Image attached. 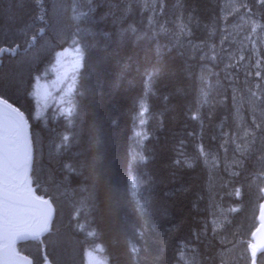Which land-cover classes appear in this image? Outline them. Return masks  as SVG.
Segmentation results:
<instances>
[{"label": "trees", "instance_id": "16d2710c", "mask_svg": "<svg viewBox=\"0 0 264 264\" xmlns=\"http://www.w3.org/2000/svg\"><path fill=\"white\" fill-rule=\"evenodd\" d=\"M45 1L0 0V30L12 33L3 37L0 32V47H16V53L7 54L0 64V96L28 120L31 179L36 192L49 196L54 206L50 231L41 242L19 244V250L33 264L41 263L42 248L51 264H83L82 253L93 249L100 250L105 264H248L247 253L237 261L235 251L238 242H248L256 223L262 194L255 174L261 173V158L259 151L251 155L237 138L247 129L255 131L249 118L262 110V99L251 93L264 95V27L253 33L251 22L264 25V6L254 0H57L70 9L60 19L47 16L50 0ZM140 6L150 12H140ZM74 9L87 14L67 23ZM30 23L38 24L21 38L24 43L33 36L38 42V30L52 33L50 24L58 38L65 36L61 45L52 43L51 50L42 53L41 61L44 58L50 66L57 52L70 49L81 58L70 118L57 107L38 111L34 84L47 68L30 80V59L19 56L25 46L11 37L21 36L18 32L28 30ZM223 25L231 28V36H224ZM224 43L232 48L229 59L218 55ZM240 56L244 63L259 61L246 84V70L235 66ZM261 119L255 123L264 125ZM64 136L70 138L67 143ZM256 136L257 146L252 148L264 152V132L256 131ZM259 136L263 141H257ZM237 188L239 198L233 194ZM129 194H135V200ZM81 201L88 206L77 215ZM142 203L143 214L137 206ZM231 208L238 209L230 212L233 226L231 219L223 224L221 218ZM214 221L222 225L219 232L213 231Z\"/></svg>", "mask_w": 264, "mask_h": 264}, {"label": "water", "instance_id": "95a60500", "mask_svg": "<svg viewBox=\"0 0 264 264\" xmlns=\"http://www.w3.org/2000/svg\"><path fill=\"white\" fill-rule=\"evenodd\" d=\"M0 99L4 100L1 97ZM8 104L13 108L19 109L10 102ZM7 112L8 109L3 104H0V118L6 117ZM19 112L22 113L24 122L22 139L19 145L21 159H23L24 152L27 151L29 160L28 164L22 168L19 176V199L21 203L18 208L16 220L13 223H8L0 215V264H33L28 255L18 250V244L27 240H41L49 232L54 216L53 206L49 198L37 194L34 186H32L30 172L33 159V147L30 128L23 112L21 110ZM44 201H47V203H44ZM262 204H264V195H262V201L257 210V224L250 233L252 242L248 244L249 264H251L250 245L257 249V264H262L258 262V256L264 252V209L261 208ZM45 224L46 228L41 230ZM19 231H26L28 234L22 238H18L16 233ZM42 257L43 262L41 264H44V249H42ZM47 260L48 264H51L48 258Z\"/></svg>", "mask_w": 264, "mask_h": 264}, {"label": "snow or ice", "instance_id": "6c2138e0", "mask_svg": "<svg viewBox=\"0 0 264 264\" xmlns=\"http://www.w3.org/2000/svg\"><path fill=\"white\" fill-rule=\"evenodd\" d=\"M254 3L259 6H264V0H254ZM241 7L247 8L246 4L241 5ZM249 14H252V10L247 9ZM75 12V9L73 10ZM85 13H79L73 16L74 20H80ZM43 19V16L40 17ZM252 32L255 33L257 28L264 27V25H260L257 21H252ZM43 31V29H41ZM35 40V36L32 37ZM74 44L77 45V51H80L79 45L77 41H73ZM5 51H9L8 49L0 48V53ZM243 60V57L240 58ZM259 63V61H257ZM256 77H260L261 73L257 71L255 73ZM251 95L256 98V100H260L261 97L257 95L256 92H252ZM0 104H3L8 112L6 117L0 118V215L4 217L6 222L13 223L16 220L17 212L19 205L21 203L19 199V176L21 170L24 166L28 164L29 156L27 151L24 152L23 159H21L20 154V141L22 139V133L24 128L23 115L19 112V109L13 108L8 104L7 100L0 99ZM69 106L65 109V114L67 117H72L74 113V108L71 105V101L68 102ZM143 111H147L145 108ZM143 115V112L141 113ZM197 117L193 116V119ZM143 123V121H141ZM253 125L255 131L252 129H247L243 133V138L246 141L245 148L247 150L248 143L254 144L257 137L256 131L261 130L262 125L259 123H255V118L253 119ZM248 137H251V141L247 140ZM68 136L63 137V141L67 143L69 141ZM201 153H203V148H201ZM233 175H238V173H233ZM264 177V172L260 174ZM259 192L264 195V187L259 188ZM237 198L241 196V191L239 188L235 189L233 193ZM47 203V201H44ZM88 205L81 201L80 208L77 209V215H79L80 211L85 209ZM141 213H144V206L138 205ZM261 208L264 209V204L261 205ZM228 211L236 212L237 208H231ZM226 219V217H225ZM213 231L215 232L217 228L221 227V224H217L215 221ZM46 228V224L42 226L41 230ZM28 234L26 231H19L16 233L18 238H22L24 235ZM34 234V233H33ZM251 249V264H257V249L253 248L250 245ZM44 264H48L47 257H44Z\"/></svg>", "mask_w": 264, "mask_h": 264}, {"label": "rangeland", "instance_id": "374dc122", "mask_svg": "<svg viewBox=\"0 0 264 264\" xmlns=\"http://www.w3.org/2000/svg\"><path fill=\"white\" fill-rule=\"evenodd\" d=\"M53 1L54 2L56 1L55 3H57L58 5L55 4ZM49 2L51 3V5H49ZM49 2L45 6L46 12H48L47 13L48 17L64 16V15H62V12H64V7L60 6L61 3L59 1H57V0L51 1L50 0ZM60 19H63V18L60 17ZM0 32L3 33V37H6V35H8V34H12V33H9L8 31H4L3 29H1ZM1 33H0V35H1ZM14 35H17V33H14ZM11 37H12V40L18 38V37L13 38V35ZM43 40L44 39L38 40V42H36V44H34L35 49L31 50V52H28L26 50V51H24V53H26L25 55H24V53L23 54L21 53L19 56L21 58L22 57H28V59H30V61H27L29 63L28 66H32L31 69L34 70L32 72V75H30V80L33 77H36V76H34L36 71L43 69V67L47 68V71L45 72V74H43L44 77L41 79H37L35 81V84H34V98L36 100L38 111L42 112L48 107H57L59 109H66L69 105L68 102L69 101L72 102L71 92H72L74 85H75V79H76L78 68L80 67L81 58L78 55H76V51H74V50L70 49V50H66V51H60V52H57L55 54L50 67H48L49 65H47L48 64L47 62L44 63L40 60L41 56L39 54L42 55V53H44V52H47V51L49 52L51 50V46H50L51 44L46 42V41H43ZM14 41H16V40H14ZM25 41L27 43V39ZM10 44H15V43L11 42ZM17 44H19V43L17 42ZM24 45H25V43H24ZM12 47H14V45H12ZM21 48H23V47L21 46ZM15 51H16V49L14 48L12 50L7 51L6 53L7 54H13V53H16ZM7 54L3 55L2 59H4ZM43 60H44V58H43ZM39 61H41V64L39 63V66L37 67L36 65L38 64ZM34 66H36L37 68ZM261 99L262 100L260 101L258 106L262 110L256 111V112H258L257 113L258 115L255 117V119L256 118H262L261 121L264 124V122H263L264 121V95L262 96ZM249 111L253 113L252 109H249ZM237 118L239 119L240 115ZM249 119H250V122L253 124L252 119H254V117L249 118ZM237 121H240V120H237ZM238 125H239V123H238ZM260 131L264 132V125L262 126L261 130L258 131V133H261ZM240 141H242L243 144L246 145V141L243 140V138H238V142H240ZM257 141H263V137L259 136ZM249 142H250V140H249ZM255 153L256 152H253L250 154H255ZM259 155H260L259 158H261V160L264 159V152L261 154L259 153ZM261 172H263L262 169H261ZM258 184L262 186L264 184V178L262 181L258 180ZM257 209H258V207H257ZM226 214L224 216V213H221L222 219H225L224 217H226L228 219L231 218L230 211H227ZM256 214H257V211H256ZM224 221H226V220H223V223H224ZM217 222L219 223V221H217ZM233 222H234V218L233 219L231 218L230 223L232 224V226L234 225ZM255 222H256V215H255ZM224 228H225V226H224ZM243 251H245L248 255L247 243H245V245H243V244L240 245L238 242L237 243V250L235 251L237 261L240 260L239 258L243 257V255H242ZM248 261H249V256H248ZM259 261L264 263V254L261 255V257L259 258ZM82 262H83V264H105L104 259L102 258V255L98 250H97V252L96 251H84ZM238 264H240V263H238Z\"/></svg>", "mask_w": 264, "mask_h": 264}, {"label": "bare ground", "instance_id": "6f19581e", "mask_svg": "<svg viewBox=\"0 0 264 264\" xmlns=\"http://www.w3.org/2000/svg\"><path fill=\"white\" fill-rule=\"evenodd\" d=\"M44 1V0H43ZM52 1V0H51ZM63 1V0H62ZM61 1V2H62ZM66 1H68V0H66ZM65 1V2H66ZM70 1V0H69ZM79 1V0H78ZM81 1V0H80ZM99 1V0H98ZM157 2H158V0H156ZM44 2H46V1H44ZM54 2V1H53ZM56 2V1H55ZM54 2V3H55ZM60 2V1H59ZM64 2V1H63ZM150 2V1H149ZM149 2H147L146 4H148ZM152 2V1H151ZM154 2V1H153ZM27 4V3H26ZM38 4V3H37ZM49 4H51L50 2H49ZM55 4H57V3H55ZM96 4V3H95ZM103 4V3H102ZM58 5V4H57ZM140 5H143V3L142 4H140ZM46 6V5H45ZM55 6V5H54ZM61 6V5H60ZM63 6H65V5H63ZM69 5H67V6H65L64 7V11L66 12L65 13V15L67 14V13H69L70 12V9H69V7H68ZM146 6V5H145ZM157 7L159 6V5H156ZM156 6H155V9H156ZM94 7V6H93ZM92 7V8H93ZM152 7H154L153 5H152ZM152 7H150V9L152 8ZM31 8V7H30ZM52 8V7H51ZM90 8V7H89ZM102 8V7H101ZM48 9V8H47ZM72 9V8H71ZM147 8H145V7H143V6H140V12H144V13H147L146 11H148V12H150L149 10H146ZM154 9V8H153ZM154 9V10H155ZM50 10V9H49ZM61 10V9H60ZM59 10V11H60ZM93 10V9H92ZM31 11V10H30ZM55 11V10H54ZM58 11V10H57ZM56 11V12H57ZM34 12V11H33ZM37 12H39L38 10H37ZM50 12V11H49ZM92 11L90 10V13H91ZM13 13V12H12ZM40 13V12H39ZM43 13V12H42ZM48 13V12H47ZM63 13V12H62ZM74 13V15H77L78 14V12H73ZM27 14V13H26ZM32 14V13H31ZM86 14H87V12H86ZM92 14H93V12H92ZM39 15V14H38ZM41 15V14H40ZM11 16V15H10ZM29 16V15H28ZM31 16V15H30ZM28 17L27 18V20H30L31 21V17ZM36 16V15H35ZM45 16V15H44ZM67 16H68V14H67ZM91 16V15H90ZM97 15H95V17H96ZM38 17V16H37ZM19 18V17H18ZM60 18V17H59ZM63 18V17H62ZM84 18V17H83ZM93 18V17H92ZM91 18V19H92ZM98 18H100L99 16H98ZM97 18V19H98ZM14 19V18H13ZM44 19V18H43ZM46 19V18H45ZM50 19V18H49ZM48 19V20H49ZM17 20H19V19H17ZM34 20V19H33ZM56 20V19H55ZM74 21V19H73V14H71L70 13V15H69V17H68V19H67V23H69V21ZM85 20V19H84ZM93 20H95V19H93ZM100 20V19H99ZM13 21V20H12ZM20 21V20H19ZM65 21V20H64ZM34 22V21H33ZM77 22V21H76ZM27 23H28V21H27ZM72 23V22H71ZM78 23V22H77ZM36 24H38V23H36ZM35 24V25H36ZM64 24V23H63ZM85 24V23H84ZM87 24H89V23H87ZM35 25H34V23H30L29 24V29L27 30L26 28H24L23 30H20L19 32H18V35H21V36H19L17 39H14V40H16V42H18L19 44H23L24 45V42L21 40V38L23 39V37H27L31 32H33L34 31V29L37 27V25H36V27H35ZM53 24H50L48 27H49V30H50V32H52V33H48V31H47V29H44V34L42 35V33H41V31L40 30H38V32H36V35H38V38L39 39H44L43 41H46V42H48V43H50V44H57V45H59L60 43V41H62L61 39L63 38V37H65V36H62V38H58L57 37V33H56V30L57 29H55V28H50V27H53L52 26ZM86 25V24H85ZM84 25V26H85ZM64 26H66V25H64ZM90 26V25H89ZM42 27H44V26H42ZM56 27V26H55ZM81 27V26H80ZM213 27V26H212ZM219 27V26H218ZM222 27V26H221ZM59 28V27H58ZM65 28V27H64ZM83 28V27H82ZM87 28V27H86ZM89 28V27H88ZM4 29V28H3ZM8 29V28H7ZM11 29V28H10ZM75 29H76V27H75ZM67 30V29H66ZM77 30V29H76ZM231 28L228 26V27H226V25H223V27H222V33L224 34V36H225V34L227 33L228 35H230L231 36ZM69 31V30H68ZM219 32V31H218ZM61 33H63V31L61 32ZM68 33V32H67ZM7 34V33H6ZM47 34H49V35H47ZM219 34V33H218ZM9 35V34H8ZM7 35V36H8ZM64 35V34H63ZM71 35V34H70ZM222 36V35H221ZM36 37V36H35ZM32 38V37H31ZM70 38H72V37H70ZM80 39V38H79ZM227 39H229V38H227ZM26 40V39H25ZM65 40V39H64ZM236 40V39H235ZM238 40V45L239 46H241V49H242V46H244L242 43H241V39H237ZM88 41V40H87ZM90 41V40H89ZM231 41V40H230ZM62 42H64V41H62ZM236 42V41H235ZM40 43V42H39ZM43 43V42H42ZM91 43V42H90ZM17 44V43H16ZM34 44H36L35 43V41L33 40V39H30L29 40V42H27L26 43V41H25V48L23 47L22 49L23 50H27L28 52H31V50H33V49H35V45ZM88 44V43H87ZM20 45V46H21ZM49 45V44H48ZM61 45V44H60ZM66 45V44H65ZM94 45V44H93ZM92 45V46H93ZM225 45V43L223 44V45H221V48H219V52H218V55L219 56H221L222 58L223 57H225L226 59H229V57H230V55H229V53L231 54V49L232 48H229V47H225L224 46ZM236 45V44H235ZM63 47V46H62ZM69 47V46H68ZM67 47V48H68ZM89 47V46H88ZM220 47V46H219ZM0 48H4V49H8V50H12V49H14V48H16V47H14V48H9V47H0ZM44 48V47H43ZM70 48V47H69ZM92 48V47H91ZM60 50L62 49L61 47L59 48ZM241 49H240V52H241ZM41 50V49H40ZM58 49H56V51H57ZM18 51V50H17ZM7 51H5V52H3V53H1V55H0V57H1V59H2V56L3 55H5V54H7L6 53ZM23 52V51H22ZM21 52V53H22ZM42 52V51H41ZM14 54V53H13ZM23 54V53H22ZM26 53H24V55H25ZM32 54V53H31ZM44 54V53H43ZM34 55V54H33ZM40 56H41V54H39ZM231 55H233V54H231ZM49 57V56H48ZM52 57V56H51ZM232 58V57H231ZM241 58V56L238 58V61H235V66H238L239 67V69L241 68V69H244V70H246V74H247V76L246 77H244L245 79L244 80H242L243 81V83L244 84H246V83H248L250 80H251V76L250 75H252L251 73L254 71L253 70V68H255V67H257L258 66V63H256V61L254 62V63H244L243 62V60H241L240 59ZM50 60H51V58H49ZM75 59V58H74ZM45 60V59H44ZM43 59H42V61L43 62H45ZM217 60V59H216ZM46 63V62H45ZM208 63V62H207ZM225 63V62H224ZM49 64V63H48ZM221 65V64H220ZM37 67H38V65H37ZM50 67V66H49ZM44 68V67H43ZM44 73H45V71H44ZM249 76H250V79H249ZM199 83V82H198ZM201 83V82H200ZM148 84V83H147ZM150 85L152 86V84L150 83ZM149 85V86H150ZM248 85V84H247ZM198 86H200V85H198ZM246 86V85H245ZM147 88V87H146ZM150 89H151V87H150ZM148 92H151L152 93V91H150V90H147ZM157 91V90H156ZM154 92V91H153ZM203 92V91H202ZM154 94V93H153ZM153 94H152V96H153ZM144 95H146L147 96V94H145L144 93ZM143 95V96H144ZM149 95H151V94H149L148 93V96ZM156 97V96H155ZM238 97H240V96H238ZM146 98V97H145ZM142 99V98H141ZM144 99V98H143ZM148 99V98H147ZM241 99V98H240ZM149 100V99H148ZM145 102H146V100H144ZM235 102V101H234ZM233 102V103H234ZM241 102V101H240ZM144 103V102H143ZM250 103V102H249ZM138 104V103H137ZM139 105H141V104H139ZM239 105V104H238ZM244 105V104H243ZM237 106V105H236ZM235 106V107H236ZM245 106V105H244ZM141 107V106H140ZM234 107V108H235ZM240 107V106H239ZM139 109V108H138ZM237 109V108H236ZM240 109V108H239ZM237 112V111H236ZM244 113V112H243ZM251 114H252V117H253V113L251 112ZM139 115V114H138ZM137 115V116H138ZM228 115H230L229 113H228ZM237 115V114H236ZM245 115H247L246 113H245ZM245 115H243V116H245ZM192 116V115H191ZM227 116V115H226ZM226 116H224V118L226 117ZM239 116V115H238ZM133 117V116H132ZM141 117V116H140ZM140 117H139V120H137V122L138 121H140ZM230 117V116H229ZM228 117V118H229ZM246 117V116H245ZM255 117V116H254ZM134 118V117H133ZM133 118H131V119H133ZM136 119H138V118H136ZM191 119V118H190ZM257 119V118H256ZM142 120V119H141ZM227 120V119H226ZM244 120V119H243ZM253 120V119H252ZM134 121V120H133ZM133 121H131V123H134ZM141 123V122H140ZM249 123V122H248ZM251 123V122H250ZM257 123V122H256ZM225 124V123H224ZM227 124V123H226ZM233 124H235V123H233ZM243 124V123H242ZM131 125H133V124H131ZM246 125H247V123H246ZM250 126V125H249ZM251 126H252V124H251ZM263 126V125H262ZM136 127L138 128V127H142V124H136ZM136 127H134V128H136ZM144 127V126H143ZM228 127H230L229 125H228ZM244 128V127H243ZM248 128V127H247ZM252 128V127H251ZM132 129V128H131ZM144 129V128H143ZM161 129H163V128H161ZM230 129H231V127H230ZM135 130V129H134ZM233 131V130H232ZM240 131H242V130H240ZM136 132H137V130H136ZM141 132V133H140ZM189 132V131H188ZM258 132V131H257ZM132 133H133V131H132ZM243 133V132H242ZM137 135L139 136V137H141V136H143V131H142V129H139V131H138V133H137ZM190 135V134H189ZM241 135V134H240ZM134 135H132V137H133ZM233 136V135H232ZM135 137V136H134ZM133 137V138H134ZM139 137H137L138 139H139ZM192 137V136H191ZM257 137V136H256ZM136 138V139H137ZM144 138V137H143ZM157 138H158V136H157ZM157 138H156V140H157ZM197 138V137H196ZM220 138V137H219ZM236 138V137H235ZM166 139V138H165ZM212 139V138H211ZM216 139V138H215ZM238 139V138H237ZM140 140V139H139ZM213 140V139H212ZM211 140V141H212ZM225 140V139H224ZM136 141H138V140H136ZM249 141V140H248ZM221 143H222V140L220 141ZM219 142V143H220ZM259 142V141H258ZM195 143V142H194ZM220 143V144H221ZM264 143V142H263ZM196 144V143H195ZM219 144V145H220ZM224 144V143H223ZM250 144V146L247 148L250 152L249 153H253V152H256V151H259V153L261 154V153H263V152H261L260 150H258V148L256 149V150H253V148L252 147H254V146H257V144L256 145H254L253 146V144L252 143H249ZM183 145V144H182ZM197 145V144H196ZM198 145H199V143H198ZM195 146V145H194ZM199 146H201V145H199ZM224 146V145H223ZM222 146V147H223ZM227 145H225V147H226ZM259 146V145H258ZM264 146V145H263ZM198 147V146H197ZM224 147V148H225ZM221 149V148H220ZM219 149V150H220ZM246 149V148H245ZM194 150H196V148L194 149ZM219 150H217V151H219ZM201 151V150H200ZM207 151V150H206ZM210 151V150H209ZM212 152V151H211ZM183 153V152H182ZM196 154H197V152H195ZM209 152L207 151V154H208ZM218 153V152H217ZM205 154H206V152H205ZM215 154V153H214ZM213 155V154H212ZM211 155V156H212ZM219 155H220V153H219ZM251 155H254V154H251ZM130 156V155H129ZM129 156H128V159L130 160V158H129ZM203 156H204V154H203ZM209 156H210V153H209ZM210 156V157H211ZM214 156V155H213ZM213 156H212V159H214L213 158ZM256 156V155H255ZM191 157V156H190ZM198 158V157H197ZM215 158H216V156H215ZM131 159H133V158H131ZM178 159V158H177ZM204 159V158H203ZM202 159V160H203ZM207 159V158H206ZM211 159V158H210ZM198 160V159H197ZM138 161H140V164H141V160H138ZM137 161V162H138ZM198 162H199V160H198ZM202 162V161H201ZM195 163V162H194ZM203 163V162H202ZM246 163V162H245ZM261 165H259L258 166V169L257 170H261V169H263V172H264V164H263V166H262V160L259 162ZM135 164H137V163H135ZM139 164V163H138ZM204 165H205V163H203ZM211 164V163H210ZM213 165V164H212ZM218 165V164H217ZM245 165V164H244ZM248 165V164H247ZM258 165V164H257ZM136 165H134V167H135ZM206 166V165H205ZM204 166V167H205ZM133 167V166H132ZM136 167H139L138 165L136 166ZM135 167V168H136ZM202 167V166H201ZM250 167V166H249ZM248 168V167H247ZM137 169V168H136ZM139 169V168H138ZM133 170H135L134 168H133ZM133 170H131V171H133ZM222 170V169H221ZM237 170V169H236ZM244 172V171H243ZM137 173V172H136ZM222 173H223V171H222ZM249 173V172H248ZM257 174H255L256 175V177H257V179H255V181H256V183H258V179H259V176L261 177V178H264V177H262L260 174L262 173H259V176H258V172H256ZM138 174V173H137ZM245 174V173H244ZM254 174V173H253ZM215 176V175H214ZM223 176H225V174L223 175ZM246 176V175H245ZM222 177V176H221ZM141 179V178H140ZM238 179V178H237ZM240 179H242V178H240ZM252 180H253V178H251ZM233 180V179H232ZM126 181H128V178H127V180ZM144 181V180H143ZM246 181V180H245ZM129 182V181H128ZM141 182V181H140ZM127 183V182H126ZM135 183V182H134ZM143 183V182H142ZM145 183V182H144ZM229 183V182H228ZM246 183V182H245ZM251 183V182H250ZM128 184V183H127ZM249 184V183H248ZM135 185H138V184H135ZM135 185H134V188H135ZM133 186V185H132ZM143 186H144V184H143ZM257 186H258V184H257ZM264 186V184L262 185V187ZM128 187H130V185H128ZM127 187V188H128ZM138 187V186H137ZM260 187H261V185H260ZM141 189V188H140ZM133 190V189H132ZM250 190V189H249ZM130 190H128V192H129ZM216 191V190H215ZM233 191H234V189H233ZM133 193H134V190L132 191ZM130 193V192H129ZM214 193V192H213ZM254 193V192H253ZM136 195H137V193H136ZM136 195L134 194L133 196H135L136 197ZM139 195V194H138ZM128 196H130L131 197V195L129 194ZM140 196V195H139ZM254 196V195H253ZM257 196V195H256ZM135 197H131V199L132 198H134V199H132V201L133 200H135ZM141 197V196H140ZM215 197V196H214ZM258 197H259V195H258ZM246 198V197H245ZM257 198V197H256ZM137 199H139V197L138 198H136V200ZM254 199V198H253ZM224 200V199H223ZM259 200V199H258ZM217 201V200H216ZM228 201V200H227ZM255 201H256V199H255ZM260 201V200H259ZM136 201H134V203H135ZM142 201H141V199H140V201H139V203H141ZM239 203V202H238ZM256 203V202H255ZM217 204V203H216ZM259 204V203H258ZM137 205V204H136ZM141 205V204H140ZM142 205H143V203H142ZM224 205V204H223ZM223 205H221V206H223ZM229 205V204H228ZM243 205V204H242ZM135 206V205H134ZM138 206V205H137ZM225 206V205H224ZM237 206V205H236ZM236 206H232V207H236ZM218 207H220V205L218 206ZM226 207V206H225ZM256 207V206H255ZM257 208V207H256ZM219 209V208H218ZM241 209V208H240ZM243 209V208H242ZM245 209V208H244ZM224 210H226V209H224ZM220 211V210H219ZM227 211V210H226ZM218 212V211H217ZM246 212V211H245ZM245 212H243V213H245ZM141 213V212H140ZM223 213V212H222ZM225 213V212H224ZM239 214V213H238ZM217 215V214H216ZM227 215V214H226ZM230 215H232V213L230 214ZM255 215H257V214H255ZM215 215H213V217H214ZM218 216V215H217ZM228 216V215H227ZM236 216H240V215H237L236 214ZM235 217V216H234ZM222 218V217H221ZM225 218V217H224ZM248 218V217H247ZM211 219V218H210ZM229 219H231V218H229ZM241 219V218H240ZM218 220V219H217ZM216 220V221H217ZM224 220V219H223ZM238 220V219H237ZM244 220V219H243ZM213 221V220H212ZM215 221V222H216ZM219 221V220H218ZM81 222H85V220H82ZM209 222V221H208ZM230 222V221H229ZM211 223V222H210ZM217 223V222H216ZM238 223V222H237ZM224 224V223H223ZM238 225V224H237ZM240 225V224H239ZM233 228V227H232ZM251 228V227H250ZM219 229V228H218ZM231 229V228H230ZM243 230V229H242ZM206 231V230H205ZM218 231V230H217ZM219 232V231H218ZM224 232V231H223ZM212 233V232H211ZM226 233V232H225ZM81 234V233H80ZM74 235V234H73ZM220 236V235H219ZM77 237V236H76ZM238 238V237H237ZM80 239H83V238H80ZM45 241V240H44ZM79 242V241H78ZM226 243V242H225ZM234 243V242H233ZM81 245H83V244H81ZM244 245V244H243ZM245 249V248H244ZM82 250V249H81ZM87 250V249H86ZM89 250V249H88ZM99 252H100V250L99 249H97ZM97 250H94L93 249V251H96L97 252ZM89 251H92V250H89ZM241 251V250H240ZM101 252H102V250H101ZM243 253V252H242ZM83 254V253H82ZM229 254V253H228ZM235 255V254H234ZM50 257V256H49ZM235 258V257H234ZM260 258V257H259ZM240 259V258H239ZM41 261V260H40ZM239 261V260H238ZM105 262V261H104ZM53 264V263H52ZM264 264V263H263Z\"/></svg>", "mask_w": 264, "mask_h": 264}]
</instances>
